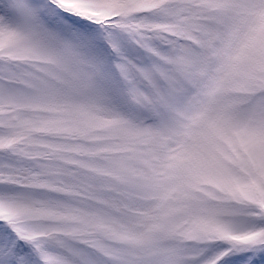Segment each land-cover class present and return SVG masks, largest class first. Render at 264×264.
Segmentation results:
<instances>
[{
  "label": "snow or ice",
  "instance_id": "obj_1",
  "mask_svg": "<svg viewBox=\"0 0 264 264\" xmlns=\"http://www.w3.org/2000/svg\"><path fill=\"white\" fill-rule=\"evenodd\" d=\"M0 264H264V0H0Z\"/></svg>",
  "mask_w": 264,
  "mask_h": 264
}]
</instances>
